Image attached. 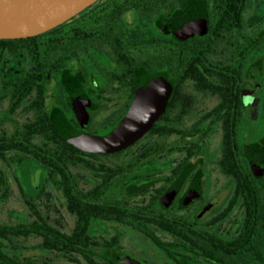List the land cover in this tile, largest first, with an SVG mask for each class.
<instances>
[{
	"label": "flooded vegetation",
	"instance_id": "obj_1",
	"mask_svg": "<svg viewBox=\"0 0 264 264\" xmlns=\"http://www.w3.org/2000/svg\"><path fill=\"white\" fill-rule=\"evenodd\" d=\"M151 2L158 6L139 11L118 7L124 0H98L94 21L83 16L80 29L88 37L77 57L64 54L62 70L17 71L18 82L31 85L19 86L17 98L0 87V101L8 99L0 134L33 125L39 101L59 132L29 137L45 162L26 150L10 153L37 163L33 187L47 186L71 218L70 229L61 230L25 200L29 214L22 223L36 228L40 219L59 234H73L62 256L30 249L32 264H147L122 245L125 234L178 248L188 237L204 236L224 247L248 222H260L254 234L264 254L262 31L246 24L244 0ZM14 62L18 70L22 63ZM142 75L163 83L145 88L140 109L164 102L151 126L114 150L87 145V136L115 133ZM18 111L25 117L11 118ZM30 181L21 171L23 197Z\"/></svg>",
	"mask_w": 264,
	"mask_h": 264
},
{
	"label": "trees",
	"instance_id": "obj_2",
	"mask_svg": "<svg viewBox=\"0 0 264 264\" xmlns=\"http://www.w3.org/2000/svg\"><path fill=\"white\" fill-rule=\"evenodd\" d=\"M151 1L153 0H124V3L119 4L118 7L135 8L139 11L156 8L158 5ZM244 2L247 12L246 24L251 23L253 29H261L263 42L264 0H244ZM94 15L95 8L92 5L88 12H81L64 24L40 35L0 39V86L2 89L17 98L20 96L19 93L23 92L19 90V86L28 89L31 86L18 82L21 77L17 75V71L62 70L63 55L77 57L82 45L81 40L88 37H85L80 29L83 16L93 22ZM15 59L22 63L18 70L14 62ZM8 61L11 63L9 62L10 64L7 65ZM51 63L53 64L52 68H50ZM38 82H40V76ZM37 88V93L41 95L43 86L38 84ZM35 104L37 109L39 108V117L33 125H27L11 133L0 134V160L6 161L10 153L14 151L24 152L26 150L39 161L45 162L37 153L40 146L29 137L33 135L34 131L39 135L54 136H59V132L55 130L45 114L41 113L40 101ZM59 159L61 160V158ZM262 218L264 219L263 216L260 219ZM39 221L41 224L36 228L22 222L9 225L0 224V264H32L36 260L33 255L28 253L30 249L55 251L59 256L64 255L65 239L73 240V234H59L57 231L51 230V227L45 222L40 219ZM259 223L248 222L247 230H244L240 235H233L228 246L224 247L215 245L204 236L188 237L187 242L182 241V246L179 248L173 243L162 244L158 240H153V242L157 247L163 249L166 256L175 264H264V254L259 252V237L254 234ZM46 231L53 233L46 235ZM32 236H38L40 239L35 246H27L25 243ZM75 240L78 239L75 238ZM23 251L27 253L23 255ZM40 261L47 262L45 258Z\"/></svg>",
	"mask_w": 264,
	"mask_h": 264
},
{
	"label": "water",
	"instance_id": "obj_3",
	"mask_svg": "<svg viewBox=\"0 0 264 264\" xmlns=\"http://www.w3.org/2000/svg\"><path fill=\"white\" fill-rule=\"evenodd\" d=\"M98 0H0V39L26 38L54 29L95 4ZM138 94L132 109L110 137L87 136V145L117 149L130 144L152 124L164 102L153 110L140 109L147 96L145 88H161L160 79L142 75L137 81Z\"/></svg>",
	"mask_w": 264,
	"mask_h": 264
},
{
	"label": "rangeland",
	"instance_id": "obj_4",
	"mask_svg": "<svg viewBox=\"0 0 264 264\" xmlns=\"http://www.w3.org/2000/svg\"><path fill=\"white\" fill-rule=\"evenodd\" d=\"M8 61L7 65L10 64ZM6 65V67H7ZM50 80L48 81V84ZM51 84L53 87L55 84ZM1 87V86H0ZM50 87V86H49ZM8 107L7 97L0 101V112ZM25 117L21 111H18L15 116L11 118L21 119ZM6 126V128L13 129L14 125ZM41 168L36 162L20 156L18 154H11L6 161L0 160V224L9 225L17 222L27 221L29 214L28 206L25 200L35 204L38 211H40L46 219L54 226L61 230L67 231L70 228L69 218L65 209L60 206V201L55 193L50 191L47 186L43 188H34V176ZM27 170L31 181L27 189H25L26 196L23 197L19 188L18 181L21 177V171ZM38 170V171H37ZM31 187V190H30ZM28 198V199H27ZM68 227V228H67ZM38 240L29 239L25 243L27 246H35ZM121 243L128 251L141 257L147 264H173L166 254L159 250L158 247L149 239L144 238L137 233H127L122 239ZM24 244V245H25ZM31 251V250H30ZM53 257L54 254L52 255ZM56 262H66L62 258H54Z\"/></svg>",
	"mask_w": 264,
	"mask_h": 264
}]
</instances>
